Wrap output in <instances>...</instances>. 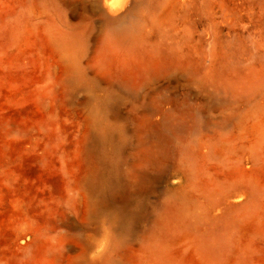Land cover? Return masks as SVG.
<instances>
[{
  "label": "rangeland",
  "instance_id": "374dc122",
  "mask_svg": "<svg viewBox=\"0 0 264 264\" xmlns=\"http://www.w3.org/2000/svg\"><path fill=\"white\" fill-rule=\"evenodd\" d=\"M0 264H264V0H0Z\"/></svg>",
  "mask_w": 264,
  "mask_h": 264
}]
</instances>
